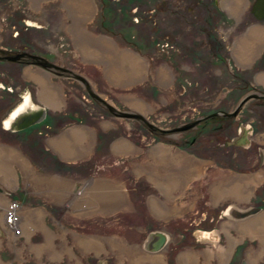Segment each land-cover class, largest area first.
I'll return each mask as SVG.
<instances>
[{
    "label": "rangeland",
    "instance_id": "374dc122",
    "mask_svg": "<svg viewBox=\"0 0 264 264\" xmlns=\"http://www.w3.org/2000/svg\"><path fill=\"white\" fill-rule=\"evenodd\" d=\"M89 1L91 19L76 24L78 16L69 7L68 0H0V46L5 50L10 46L26 47L34 54L96 79L99 86L95 82L91 84L95 92L104 99L107 98L105 93L112 95L113 98L109 97L113 100L125 99V102H115L116 107L139 113L144 119L114 114L101 100L94 99L79 80L71 77L62 80L58 72L42 65L31 64L23 68L19 61L0 60V94L5 97L0 98V106L4 102L20 100L21 95L16 97V93L27 89L34 97L27 105L21 106L22 102L15 105L11 121L26 122L39 109L46 108V117L42 121L14 131L1 122L0 116V260L3 264H94L92 259L104 253L111 259V264H122L123 257L115 251V241H122L114 240L116 221L111 216L107 174L122 171L123 177L132 185L137 210L127 217L121 216L131 224L143 223L142 218L147 216L144 202L150 184L147 180L129 176L125 167L132 160L125 159L121 162L125 165L122 167L111 166L117 159L112 146L118 135L134 142L135 146L139 143V147L165 140L184 150L190 148L198 154L212 156L219 165L220 160L229 164L245 162L243 168L251 165L244 157L232 160L231 152L228 157L223 155L218 149L219 139L212 143L202 139L189 145L192 131L177 128L189 122L195 113L200 116L207 108L203 103L188 101L206 99L209 91L215 92L211 96L215 98L218 88L226 83L228 86L235 84L233 73L239 62L234 58L237 47L234 36L247 37L251 26L264 25V21L260 22L248 7L251 0L238 14L225 7L231 0H221V9L213 8L212 0H205L207 7L198 0ZM81 30L109 38L106 40L110 48L113 47L111 50L107 51L109 48L101 43V39L96 42V50L107 51L106 54L111 52L110 58L118 67L123 63L119 52L130 49L137 52L149 69L148 74L125 81V91L121 80L114 79L111 85L106 83L101 79V69L110 68L112 61L86 58L76 32L81 33ZM211 38L217 46L209 42ZM1 48L0 51H4ZM160 62L162 66L158 65ZM96 63L103 66L98 67ZM242 63L240 65L244 67L250 66ZM160 68H164L166 75ZM126 69H129L127 63ZM53 72L61 77H55ZM160 76L166 80L161 82ZM41 77L45 78L46 84L40 82ZM54 80L65 89H58ZM9 90H14L13 97ZM224 93L229 94L228 90ZM110 98L107 99L112 102ZM88 110H93L92 115ZM58 118H64L66 122L59 126ZM101 123L107 125V131ZM107 165L110 166L106 168ZM133 167H137L136 164ZM258 173L246 174L257 179L251 184L246 182L244 192L249 190L253 195L260 190L259 186L264 184V169ZM258 201L264 205V190ZM247 202L240 206L245 207ZM9 208L18 210L15 215L18 226L11 223V219L6 221L8 212L12 216ZM210 210L208 218L206 213ZM218 210L202 199L195 214L192 212L188 218L173 225L177 228L175 233L185 239L179 241L176 248L196 244L192 238L196 230L218 228L223 221ZM197 219L203 220L194 223ZM146 220L150 222L151 217ZM228 222H232L231 227L235 221L229 219ZM122 223L124 221L117 225ZM128 234L135 241L141 233L132 229ZM176 237L173 236L171 244H175ZM229 238L225 237L222 241L225 245L220 243L217 247L227 248ZM257 239L254 252L263 245L260 238ZM201 242L218 244L216 240L205 238ZM253 244L251 238L238 243L236 259L241 261L240 264ZM126 256L127 263L136 258L135 255ZM247 261L254 264L249 258ZM234 264L237 263L234 261ZM256 264H264V248Z\"/></svg>",
    "mask_w": 264,
    "mask_h": 264
},
{
    "label": "crops",
    "instance_id": "0c3cea01",
    "mask_svg": "<svg viewBox=\"0 0 264 264\" xmlns=\"http://www.w3.org/2000/svg\"><path fill=\"white\" fill-rule=\"evenodd\" d=\"M241 1H242L241 4V9H242V6L244 8V5L246 6V4H248V0H241ZM225 7L227 8L228 5L227 6L225 5ZM228 9L231 10L229 7ZM254 28H261L264 32V25L257 24L254 25ZM254 28L251 26L250 29L252 30ZM103 37L100 36L98 38L104 40L106 39L110 40L109 38L106 37L103 38ZM242 38L245 37L239 35L234 36V42L236 41L237 43V40L239 41ZM107 47L110 48V46ZM106 52L107 51H104V53L100 52V55H102L103 57ZM125 52L132 53L139 57V60L141 61V69H142L141 70L142 74L140 76L142 75L146 76L149 72V69L148 68L146 69L145 67L144 59L137 52L131 49L125 50L124 52H119L122 53V56L120 54L119 55L120 58L123 59V63L119 64L120 67L115 65L111 60L110 58L111 52L105 54L104 59L111 60L112 64L110 65V68L107 67L108 69L107 68L101 69L102 72L101 79L110 85L112 84L111 81L114 79L121 80L124 84V85L121 84L122 86H124L123 87L124 91H125V73H128L127 71H125V63H127L128 66L131 67L132 69L131 62L125 59ZM260 52L261 49L257 48L253 53L254 54L253 58L248 62H243L242 64L251 65L252 62H254L255 57H258ZM234 58H236L237 61L239 62L237 64V68H239V66H242L240 65L242 61L237 58V54ZM89 59L104 60L101 59L100 57L97 58L90 57ZM233 60L235 61V59ZM96 64L98 67L103 66V64L101 63H96ZM158 65L162 66L163 64L160 62ZM161 71L165 75L164 68H162ZM177 75L178 73H176L175 78H177ZM84 76L87 78L86 75ZM164 78L165 77L160 76L161 82L164 81ZM175 78L172 85L175 83ZM87 79L89 80L90 84L95 82L96 85L99 86L98 85L99 82L96 79H93L91 77L90 78L88 77ZM57 85L59 87L60 86L62 87V88L58 87V89H65V87H63L61 84H57ZM48 88L53 89L50 87ZM96 88L98 89V87ZM105 96L107 98L110 97L113 98L112 95L110 96L107 93H105ZM107 98L106 100L108 102H111ZM115 102H125V99H121V100L114 99L111 103L115 105ZM101 125L103 128H106V131L108 130L107 125L104 126L103 123H101ZM113 140L115 141L113 143L112 149L113 152L117 155V159L111 166L114 168L122 167L125 165L121 162L125 161V159L132 160V162L128 164L127 167H125V170H127L129 176L132 179L137 177L139 180H147L150 184L149 186L150 191L147 194V198L144 202L146 206L147 216L142 218L143 223L137 222L131 224L128 223V221L123 220L121 216L124 217L125 215V217H127L131 214H134L137 210L136 202L133 199L131 193L132 185L131 183H129V180L126 177L125 178L123 177L122 171L118 172L117 174L115 173V171L107 174L109 193L111 192L112 195L114 196L118 194V191H120L123 194L121 200H112L111 196H109V198H110L112 220L118 222L115 223L114 225L120 226L122 236H125L122 242L119 243L118 241H115V246L121 244L124 247L126 253H128L129 255H135L136 257L133 259V261H131V263L129 262V264H167L165 261L164 254L146 252L141 247V245L138 244L136 241L132 243V241L129 238H126L129 237L128 233L130 232V230L138 229V231L141 233L138 235H149L152 231L155 230L164 231L169 235H176L177 233H175V231L177 230V228L173 227V225L175 226L179 221L185 220L191 215L192 212L194 213L196 209L200 208V202L202 201L204 196L205 197L209 196L208 202L217 208L221 207L225 203L226 200L225 198L227 197L237 199L238 201L235 202L240 204L244 201H248L251 195L249 190H247L248 193L243 191V189L245 190L244 184L245 185L247 183L251 184L255 182V180L257 179L249 175L239 173L238 171L232 169L226 170L222 165L217 164L216 161L213 159L197 156L190 150H184L175 145L169 144L163 140H161L160 142H156V141L149 142L148 145L144 144L143 147H139L138 146L139 143H137L138 145L135 146L134 142H131L129 139H127V141L133 144L134 146L133 149L130 150V153L127 154H125V151L124 152L116 151V144L119 141L121 142L125 140V137L118 135ZM131 164L133 166L134 164H136L137 167H133V166L130 167ZM109 166L110 165H107L106 168H108ZM242 177L244 178V180L242 179ZM232 192L234 194H231ZM243 192L245 193L244 196H243L244 194ZM262 214L263 213L259 214L257 217H253L252 219L245 220L243 222H238V223L233 222V226L231 227L229 226L232 224V222L223 220L221 225L218 227V229L215 230L218 233H222V230H224L225 236H223V239L225 237L228 239L229 238L228 234H229L230 244L232 243L238 244L243 239L251 238L254 244L250 247L245 257H247V259L249 258L250 262L252 263L254 262V264L257 263L258 257L260 256V253L263 251L264 248L263 247L264 239L262 238V234H264V231L262 232V234L261 233L255 234L252 232L246 233L242 231L243 229L242 226L246 225L247 223H250L251 220L258 218ZM148 216L151 217L150 222L146 220V217ZM123 221L124 223H122L121 225H117ZM241 234H243V236H241ZM114 237H116V235H114ZM256 238H258L257 241L260 238L261 243L263 245H260L257 251L254 252L256 250L254 249ZM257 245H259V242L257 243ZM221 248L222 247H219L216 253H214V251L212 252L215 256L210 254L212 250H204L207 251L204 253L203 250H196L191 248L187 249L179 254L178 264H198L199 256L201 257L202 262L205 261L207 264H210L211 260L215 258L220 260L222 258L221 255H219L221 253V251H219L221 250ZM223 257L225 258L224 255Z\"/></svg>",
    "mask_w": 264,
    "mask_h": 264
},
{
    "label": "flooded vegetation",
    "instance_id": "af4514ba",
    "mask_svg": "<svg viewBox=\"0 0 264 264\" xmlns=\"http://www.w3.org/2000/svg\"><path fill=\"white\" fill-rule=\"evenodd\" d=\"M220 1L221 0H212L211 3L213 4L212 5L213 8L214 6H216L217 9H221ZM256 1L257 0H251L249 2L248 7L251 9V11ZM198 3L205 7L208 6L205 0H198ZM26 21L28 22V20ZM210 41L213 44H215V46H217V42L212 40V38L209 40V42ZM258 49H261V52L258 55V57L255 58L254 62H252V64L249 67L239 66V68H235V72L233 73L234 80H235L234 85L228 86V84L226 83V85L223 86L222 88L220 89L218 88L217 95L215 98H211V96L215 92L209 91L210 94L208 95V98L206 99H203L201 101L191 99L190 101H188L192 103L194 102L203 103V105H206L207 108L203 110V113H201L200 116H197L198 114L195 113L194 116L190 119V121L187 122L185 125L188 126L186 129L192 131L191 138H189V145L194 144V143L196 144L200 142L202 139L205 141L206 139H209V141H211L210 143L214 142L215 139H219L218 149L219 151L222 152L223 155L227 156L229 152H231L230 154H232V160L233 159L240 160L241 158L244 157L245 159L247 158L246 160H249L251 162L250 167L247 166L244 168L242 167V165H244L245 162L243 164H237V163L229 164V162H222L220 160L219 162L220 165H222L226 169L227 168L232 169V170L238 171L239 173H243V174H251V173L259 171L258 173L259 175L262 169H264V41H262V43L259 44ZM3 50L4 51H0V60L7 59V57L9 56L17 57L15 61H19L23 63V68L31 64L32 65L33 64L40 65L41 63L48 64V62L50 61L47 57L43 55L34 54L33 52L27 50L26 47L15 48L13 46H10L8 50H5V49ZM56 64H58L62 69L57 68V67H52L49 65H46V66L44 65V67L49 69L50 71L58 72V74L62 76V80L67 77L74 78L71 75L72 73L70 71L73 69L71 68L68 69L64 64L62 65H60L59 63H56ZM53 74L57 78L61 77L55 74L54 72ZM55 82H57V84H60L58 80ZM86 90L89 92L88 88ZM92 90L94 91V89ZM225 90H228L229 94L224 93ZM9 91H10L9 93L10 96L13 97L14 93H12V91L14 90H9ZM89 94L91 95L90 92ZM20 95H21L20 100L15 99L13 102H6V104L4 102L3 106H0L2 107L0 110V116L2 117L1 122L3 124L9 121L8 119L11 117V113L13 109L15 108L16 104L26 101L28 97H31L34 100L33 93L31 90L27 89L20 94L16 93V97H19ZM0 98L5 99L4 94H0ZM93 98L99 101V99L95 97ZM69 99L71 98L69 97ZM87 112H89L92 115L93 110H88ZM59 119L60 118H58V120ZM159 129L162 131L167 130L161 127ZM28 135L30 136L32 135V133H29ZM235 140L237 141L235 142ZM165 142L175 145L177 147H181L179 145H176L168 141H165ZM190 151H192L197 156L212 159V156H205L204 154H198L196 151L192 149H190ZM237 165H239L240 167H238ZM259 188H260V190H258L259 192L257 191L256 194L250 195L248 202L246 201L247 202L246 206L243 208L240 206L241 203L238 204L237 202H235V201H238L237 199H233L230 197L225 198L226 199L225 203L221 207L218 208L219 209L218 213L222 214L223 216L222 219L228 220V221L229 219H231L232 221H235V222L236 221L239 222V220H242L241 218H233V216H231L233 208H237L240 210H245L249 208H257L255 209L254 213H252L246 218V220L249 218L257 217L259 214L264 213V205H262L258 201L259 197H261L262 191L264 190V184L260 185ZM5 191L7 192V190ZM208 198L209 197L204 196L203 200L208 202ZM16 203L14 206L17 205ZM196 212H194V214ZM210 212L211 210L208 213H206V216L208 218L211 215ZM202 220L197 219L196 222L194 221V223H201ZM202 226L204 227V225ZM217 229L218 228H211V229L202 228V229L196 230L192 238L196 240L197 243L189 244L185 248H180V249H177L176 246L179 241L185 240L184 237H182L179 234L169 235L168 233L164 231L162 232L168 235V240L165 243V245L162 248H160V250L150 251L147 248L148 238L150 234L149 235H138L139 237H136L135 241L138 244H140L141 247L146 252H149V253H160L161 252V254H164L165 261L167 264H178L179 254L182 251H185L190 248L196 249V250H203V251L212 250L210 254L214 255L212 252L214 251V253H216L218 251L217 249L219 247L217 246L220 243L225 245L224 243H222L223 236H225V232L223 230L222 233H218L217 231H215ZM208 230H213L212 234L214 233V235H212V237H210L209 235L210 233H205V231H208ZM157 231H160V230H157ZM202 231H204V233H202ZM113 234L116 235V238L114 237V240L116 239V240L123 241V239L125 238V236H122L120 226H116L113 228ZM173 236L178 237V238L176 237L175 244L170 243L171 240L173 239ZM215 237L217 238L215 239ZM126 238L130 239V237H126ZM203 238L209 239L212 241L216 240L218 244L214 246L213 244H208V243L206 244L204 242H201ZM131 241L132 243L135 242L134 240H131ZM237 245L238 244L232 243L225 249L221 248V250H219L221 251V253L220 252L218 253H220L219 255H221L222 258L220 260L215 258L210 261V264H217V263L218 264H234V261L237 264H240L241 261L236 259ZM115 251H118L120 253V256L123 257L122 264H129L127 263L128 257L126 256L128 254L126 253L122 245H116ZM205 252L207 251H204V253ZM223 255L225 256V258L223 257ZM247 260H248L247 257H244L242 264H249ZM92 261L94 262V264H111V259H109V257H107L105 253L104 255L101 254L100 257L93 258ZM201 262H202L201 257L199 256L198 263L207 264L205 261H203L202 263Z\"/></svg>",
    "mask_w": 264,
    "mask_h": 264
},
{
    "label": "bare ground",
    "instance_id": "6f19581e",
    "mask_svg": "<svg viewBox=\"0 0 264 264\" xmlns=\"http://www.w3.org/2000/svg\"><path fill=\"white\" fill-rule=\"evenodd\" d=\"M68 3H69V7L71 8L72 7V10H74V14L76 16H78V22L76 24H81V22L83 20H90V11L92 9L91 5H90V1L89 0H68ZM241 4H242V1L241 0H232L231 3H229L228 7L232 10L233 13H239L241 11ZM253 12V10H252ZM253 14L255 15V13L253 12ZM90 18V19H89ZM258 19V18H257ZM260 22L263 21L264 19H258ZM77 32V36H80L78 37L79 38V41L81 42L82 44V50H83V53L85 54L86 57L88 58H97V57H100L101 59H104L105 57V54L104 56L102 57V55H100V52H98L96 49V45H97V40H99L98 37H96L95 35L91 34V32L89 31H84V30H81V33H79L78 31ZM96 37V38H95ZM102 42L104 45L106 46H110V43L107 41V40H104V39H101ZM264 40V32L261 28H254L252 30H250V33H249V36L245 37V38H242L240 39L239 41L237 40V48H236V54H237V58L239 60H241L242 62H248L249 60H251L254 56V51L258 48L259 44L262 43V41ZM111 48L107 49V51L111 50ZM121 56H122V53H119ZM8 60H11V61H15L17 59V57H12V56H9L7 57ZM125 59H127L128 61L131 62V66H132V69L131 67H129V69L127 70L128 73H125V81L128 82L130 80H133L135 78H138L141 74H142V69H141V61L139 60V57L137 55H134L132 53H126L125 52ZM42 66H44L43 64H40ZM60 69H62L61 67H59ZM67 70V69H65ZM69 71V70H67ZM166 75V74H165ZM75 78V77H74ZM38 79V78H37ZM76 80H79L77 78H75ZM166 77L164 78V81H165ZM40 82L43 83V84H46V80L44 77H41L39 78ZM80 81V80H79ZM81 83H83L82 81H80ZM83 85L86 87V89L88 88L86 86V84L83 83ZM90 88L91 87V84L89 85ZM49 89V88H48ZM104 99V98H103ZM106 100V99H104ZM107 101V100H106ZM101 102H103L101 100ZM108 102V101H107ZM104 103V102H103ZM105 104V103H104ZM106 105V104H105ZM107 106V105H106ZM108 108V106H107ZM109 109V108H108ZM188 126L186 125V128ZM73 133V132H72ZM82 135V134H81ZM68 136V135H67ZM70 137V135H69ZM63 139V137H62ZM237 140H235L236 142ZM74 143V142H73ZM88 143V142H87ZM63 144V143H62ZM73 145V144H72ZM80 145V144H79ZM5 147V146H4ZM3 147V148H4ZM83 147V146H81ZM87 147V146H86ZM133 144H131L130 142H128L127 140H123V141H119L117 144H116V151L118 152H124L125 151V154L127 153H130V150L133 149ZM79 148V147H78ZM7 149H9L7 147ZM12 149V148H11ZM1 152V151H0ZM16 152V151H15ZM83 153V152H82ZM17 154V153H16ZM16 154H15V157H16ZM77 154V153H76ZM4 155V154H3ZM75 155V154H74ZM81 155V154H80ZM88 155V154H87ZM86 155V156H87ZM2 156V155H1ZM14 156V155H13ZM10 157V155H9ZM5 158V156H4ZM8 158V157H7ZM12 158V156H11ZM1 159V158H0ZM6 159V158H5ZM15 159V158H14ZM2 160V159H1ZM13 159H11L12 161ZM23 160V159H22ZM15 161V160H14ZM20 161V160H19ZM13 162V161H12ZM22 162V161H21ZM21 162L19 164H21ZM16 163V162H15ZM5 164V163H4ZM23 165V164H22ZM27 165V164H26ZM7 166V165H6ZM10 167V166H8ZM7 168V167H5ZM22 168V167H21ZM26 169V168H25ZM4 172V171H3ZM9 177V176H8ZM9 179V178H8ZM103 186V185H102ZM109 186V184H108ZM106 188V187H105ZM57 193V192H56ZM228 194V192H227ZM231 194H234L233 192ZM61 195V194H60ZM101 196V195H100ZM105 196V195H104ZM109 196H111L112 200H121L122 199V196L123 194L118 191V194L116 195H112V193L110 192L109 193ZM233 209H237V208H233ZM9 211H11V214H12V220H11V223L13 224H16L18 226L19 224V221H16V216L17 215V209L16 208H12V209H8ZM6 209V211H8ZM237 211L234 210L233 213H236ZM255 212V210H254ZM252 212V213H254ZM252 213H250L249 215H251ZM249 215H247L246 217H242L241 219H245L247 218ZM8 216H9V212L8 214L6 215V221L9 222V219H8ZM232 216V215H231ZM37 217V216H35ZM43 218V216H42ZM235 218V217H233ZM42 220V219H41ZM40 221V220H39ZM36 222V220H35ZM41 222V221H40ZM39 224V223H38ZM22 225V224H21ZM25 225V224H24ZM34 225V224H33ZM37 226V225H36ZM39 226V225H38ZM243 229L242 231L244 232H252V233H255V234H258V233H261L262 234V230H263V227H264V213L262 215H260L258 218H255L253 220L250 221V223H247L246 225H243L242 226ZM27 228V227H26ZM16 232V235H17V231ZM159 232V233H158ZM164 233L162 231H156V232H153V233H150L149 235V238H148V245H147V248L150 250V251H157V250H160V248H162L165 243L167 242L168 240V235L165 234L167 236V238H163V235L161 233ZM210 237H212V235H214V233H210L209 234ZM262 238L264 239V234H262ZM91 240V239H90ZM82 241V240H80ZM159 246V247H158ZM158 247V248H157ZM93 248V247H92ZM87 249V248H86ZM91 251V249H89ZM94 250V249H93ZM90 255V254H89ZM0 264H3L2 261L0 260Z\"/></svg>",
    "mask_w": 264,
    "mask_h": 264
},
{
    "label": "water",
    "instance_id": "95a60500",
    "mask_svg": "<svg viewBox=\"0 0 264 264\" xmlns=\"http://www.w3.org/2000/svg\"><path fill=\"white\" fill-rule=\"evenodd\" d=\"M253 12L255 13V16L258 19H264V0H257L254 7H253ZM43 64V63H41ZM43 65H49L52 67H57L59 68L60 66L56 63H53L51 61L48 62V64H43ZM71 71V75L77 79H79L80 81H82L84 84H86V86L88 87L89 92L91 93V95L99 100H102L107 106L108 108L114 113V114H120V115H134L136 117H140L142 119H144V117L139 114V113H132L130 111H123L120 110L119 108H117L116 106H114L111 102H107L106 100L103 99V97L96 93L95 91H93L92 89H90L89 85L90 82L89 80L82 74L77 73L73 70ZM27 102H33V99L31 97H28L26 101H23L21 106L27 105ZM20 106V107H21ZM19 107V108H20ZM17 109V108H16ZM19 110V109H18ZM18 110H15L18 112ZM46 117V108L42 107L41 109H39L35 114L33 118H30V120H27L26 122H21V123H14L11 121V118H13V115L8 119L9 121L5 123L6 126H9L11 129L13 130H18V129H23L28 127L29 125L42 121L44 118ZM177 128H186V125L183 126H178ZM0 190H2L1 186H0ZM257 208H249V209H245V210H240V209H233L232 212L237 211L236 213H233L232 216L235 218H242V217H246L247 215H249L250 213L254 212V210ZM213 230H208L205 231V233H212ZM159 233V232H158ZM161 233V232H160ZM202 233H204V231H202ZM163 235V238H167V236L164 233H161ZM159 247V246H158ZM157 247V248H158Z\"/></svg>",
    "mask_w": 264,
    "mask_h": 264
},
{
    "label": "trees",
    "instance_id": "16d2710c",
    "mask_svg": "<svg viewBox=\"0 0 264 264\" xmlns=\"http://www.w3.org/2000/svg\"><path fill=\"white\" fill-rule=\"evenodd\" d=\"M65 122H66V121H65L64 118H60V119L57 121V123H58L59 126H61V124H64Z\"/></svg>",
    "mask_w": 264,
    "mask_h": 264
},
{
    "label": "built area",
    "instance_id": "2783aa9c",
    "mask_svg": "<svg viewBox=\"0 0 264 264\" xmlns=\"http://www.w3.org/2000/svg\"><path fill=\"white\" fill-rule=\"evenodd\" d=\"M8 219H9V220H10V219L12 220V216L9 215V216H8Z\"/></svg>",
    "mask_w": 264,
    "mask_h": 264
}]
</instances>
